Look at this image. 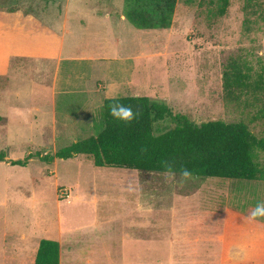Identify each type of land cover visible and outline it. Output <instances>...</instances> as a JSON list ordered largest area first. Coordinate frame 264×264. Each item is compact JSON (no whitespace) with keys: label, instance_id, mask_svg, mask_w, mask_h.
<instances>
[{"label":"rangeland","instance_id":"374dc122","mask_svg":"<svg viewBox=\"0 0 264 264\" xmlns=\"http://www.w3.org/2000/svg\"><path fill=\"white\" fill-rule=\"evenodd\" d=\"M50 1L53 4L58 2L0 0V9L23 8L38 14L47 10ZM198 1L179 0L174 23L168 29H141L127 20L124 26L117 27L111 22L118 35L120 31L122 39L119 54L138 53L137 86L130 95L136 93L165 101L173 113L184 114L197 123L212 119L243 121L254 134L264 137L262 120L253 118L257 104L250 96H242L241 100L227 99L222 86V73L231 57L243 58L254 69L259 66L258 58L264 63V0H230L227 13L212 20L206 18L203 10L198 13ZM123 3L124 0H69L68 9L73 17L72 38L85 48H90L91 45L86 43L88 39L93 40V35L101 36L102 44L109 42L106 22L89 21L84 12L104 15L111 10H123ZM55 5L59 8V4ZM12 67L23 77L36 76L32 73L39 72L44 81L48 80V63L34 64L19 59L12 63ZM8 86L7 77H0V100L1 92ZM98 115L97 124L92 127L96 134L103 128L100 112ZM174 125L173 119L165 117L154 123V132L160 134ZM69 144L57 142L54 149L52 143L51 148L43 145L41 150L26 144L20 149L29 150L33 157L25 166H19L9 161L22 159L27 154L22 152L23 156L19 158L8 157L14 153L10 150L16 149L17 143L0 142V152L5 155L0 161V242L10 244L11 264L16 262L11 240L34 227L51 225L59 215L76 214L71 211L79 208L87 218L97 216L105 232L112 231L116 235L125 231L132 220L130 214L119 213L124 209L120 202L108 204L104 200L129 198L128 190L136 184L129 181L136 180L137 176L148 181L145 175H149L154 183L144 181L142 185L163 188V193L154 199L157 217L153 228L155 243L166 242L171 246L170 253L166 254L161 253L162 247L157 248L159 252L154 253L153 264H264V238L259 240L254 236L256 226L253 222L244 223L242 228L230 223L226 230L223 225L227 207L238 208L250 217L256 205L264 202L263 180L193 176L181 184L180 174H176L173 180L167 179L165 172L158 173L161 174L158 176L156 172L149 174L134 169L98 167L85 154L68 159L55 158L51 162L35 155L37 151L54 153ZM258 161L264 163V152H259ZM74 196L79 197V201L95 203L71 207L66 203ZM177 205L184 209L183 215L170 212L168 217H162L160 214L163 206L174 211ZM91 206H97V212L87 208ZM229 219L233 220V217ZM256 219L264 221V217ZM257 230H261L260 227ZM39 232V228L34 230L36 234ZM138 232H142L140 228ZM137 264H146L145 255L138 254Z\"/></svg>","mask_w":264,"mask_h":264},{"label":"crops","instance_id":"0c3cea01","mask_svg":"<svg viewBox=\"0 0 264 264\" xmlns=\"http://www.w3.org/2000/svg\"><path fill=\"white\" fill-rule=\"evenodd\" d=\"M57 1L59 3L55 4H59V8L50 1L47 10L38 14L23 8L0 9V77H7L9 84L1 92L0 142L17 143L16 149L10 150L14 153L8 154V157L19 158L22 152L31 153L20 149L26 144L41 150L43 145L51 148L53 143L56 149L57 142L71 144L96 135L92 127L97 124L99 112L101 115L108 85L113 82L117 85L118 97L130 95L137 86L135 72L138 53L119 54L123 46L120 31L118 35L111 24L113 21L117 27L125 25L127 19L123 10H111L104 15L84 12L89 21L94 20L97 24L106 22V29L109 30L106 38L110 39L102 44L101 36L93 35V40L88 39L86 43L91 45L90 48H85L72 38L70 27L73 17L68 9L69 0ZM178 3L179 0L176 8ZM19 59L30 60L34 64L48 63V80L44 81L39 72L32 73L36 76L30 77L16 73L12 63ZM145 176L149 179L144 181L154 183L149 175ZM144 181L138 176L136 180L129 181L136 184L128 188L131 196L127 199L104 200L108 204L120 202L124 209L119 213H126L125 216L130 214L132 220L129 221L128 230L116 235L112 231L105 232L97 216L87 218L83 209L79 208L71 211L76 214L59 215L58 222L34 227L11 240L14 242V264H34L39 242L43 238L58 243L59 264H137L138 254L145 255L146 264H153L154 253L159 252L157 248L162 247L161 253L166 254L170 253L171 246L166 242L155 243L153 235L157 220L154 199L163 188L161 190L156 185L146 183L142 185ZM68 201L66 204L71 207L91 205V201H79L77 196ZM177 207L172 211L169 206H163L160 214L162 217H168L170 212L183 215L184 209L179 205ZM87 208L93 212L98 210L97 206ZM224 217L225 230L230 223L242 228L244 223L253 222L256 226L254 236L259 240L264 238V221L249 219L245 212L229 207ZM257 227L261 230H257ZM36 228L40 229L38 234L34 233ZM139 228L141 233L138 232ZM232 236L240 237L239 234ZM10 248L7 242H0V264H11Z\"/></svg>","mask_w":264,"mask_h":264},{"label":"trees","instance_id":"16d2710c","mask_svg":"<svg viewBox=\"0 0 264 264\" xmlns=\"http://www.w3.org/2000/svg\"><path fill=\"white\" fill-rule=\"evenodd\" d=\"M257 1L260 0H247ZM178 0H124L123 15L133 26L141 29L170 28ZM230 0H199L197 11L207 19L227 13ZM209 17V18H208ZM254 69L243 58L231 57L222 73V86L227 99L251 97L257 104L254 119L264 124V63L257 59ZM120 103L133 106L139 116L131 124L115 120L108 110L109 99L101 108L103 128L96 135L75 141L54 153H35L40 160L67 159L78 154L92 158L95 166L129 168L144 172L164 173L163 161L173 165L176 174L181 167L194 177L263 180L264 163L258 161L264 152V137L254 134L243 121L225 122L220 119L193 122L186 115L173 113L161 100L145 95L119 96ZM170 117L175 125L160 133L154 123ZM32 153L22 159H11L13 165L25 166ZM5 155L0 152V161ZM34 264H59L58 243L41 239Z\"/></svg>","mask_w":264,"mask_h":264},{"label":"clouds","instance_id":"9594fccd","mask_svg":"<svg viewBox=\"0 0 264 264\" xmlns=\"http://www.w3.org/2000/svg\"><path fill=\"white\" fill-rule=\"evenodd\" d=\"M106 98L110 100L108 104L109 114L117 121L124 124H131L139 116V112L133 109L131 105H125L120 103L118 98L117 85L113 82L108 85V92H106ZM162 166L166 169L165 175L167 179H175L176 173L173 170V165L168 161H163ZM193 178L192 172L181 167L180 169V183L183 184ZM258 217H264V202L258 203L256 207L250 213L249 219H256Z\"/></svg>","mask_w":264,"mask_h":264}]
</instances>
